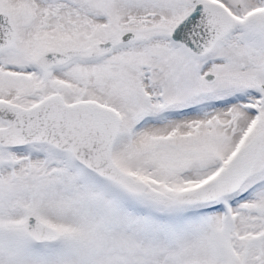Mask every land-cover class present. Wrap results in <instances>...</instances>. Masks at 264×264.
Returning <instances> with one entry per match:
<instances>
[{"label": "snow or ice", "instance_id": "1", "mask_svg": "<svg viewBox=\"0 0 264 264\" xmlns=\"http://www.w3.org/2000/svg\"><path fill=\"white\" fill-rule=\"evenodd\" d=\"M0 264H264V0H0Z\"/></svg>", "mask_w": 264, "mask_h": 264}]
</instances>
